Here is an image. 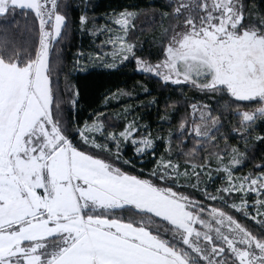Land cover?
I'll list each match as a JSON object with an SVG mask.
<instances>
[{
  "label": "snow or ice",
  "instance_id": "1",
  "mask_svg": "<svg viewBox=\"0 0 264 264\" xmlns=\"http://www.w3.org/2000/svg\"><path fill=\"white\" fill-rule=\"evenodd\" d=\"M169 7L163 15L174 23L165 29L163 59L155 64L136 56L127 39L139 10L114 11L109 18L119 26L114 30L88 28L85 7L79 26L112 33L106 43L114 58L132 55L137 68L164 81L228 94L234 98L232 115L241 117L233 131L251 133L256 120L264 121V16L254 18L255 9L244 0H170ZM18 12L34 14L25 41L18 39L19 26L13 28ZM68 28L69 6L62 0H0V264H264V171L234 176L247 150L218 148L223 113L205 112V105L199 122L193 119L189 126L181 119L183 140L175 137L176 146L189 134L194 144L178 154L195 160L204 153L202 163L189 161L183 172L164 156L148 176L124 168L131 161L123 158V143L138 154L154 153L155 138L142 134L135 119L117 133L107 131L97 113L91 124L76 126L79 139L74 138L54 90L51 58ZM252 103L256 107L248 110ZM191 108L197 111L196 104ZM174 135L170 130L166 138L169 153ZM213 158L226 183L209 192L207 185L201 188V176L211 179ZM181 187L243 210L259 229L240 223L224 207L208 205L205 218L203 203ZM232 193L243 194L239 204H228L225 194ZM251 193L257 198L249 204Z\"/></svg>",
  "mask_w": 264,
  "mask_h": 264
},
{
  "label": "trees",
  "instance_id": "2",
  "mask_svg": "<svg viewBox=\"0 0 264 264\" xmlns=\"http://www.w3.org/2000/svg\"><path fill=\"white\" fill-rule=\"evenodd\" d=\"M62 2L69 6V28L67 36L56 46L59 51L54 49L51 54L56 65L53 86L62 99L63 118L72 125L75 139H79L75 131L76 126L83 127L85 122L93 121L97 118V113L103 114L107 131H121L126 125V120L116 116V112L127 107L158 135L170 130L175 134L171 151L175 160L199 164L202 163L200 156L204 155L203 152H199L195 160L178 154L181 150L187 151L193 146L194 140L191 134L179 147L176 146L175 137H179V123L182 118L191 126V121L194 119L191 105H206L214 115L223 113L221 120L223 127L217 134L218 148L222 152L233 145L238 146L241 151L246 149L247 155L242 162L244 171L246 173L264 171V168L258 167L264 164V141L256 139L258 135L264 136V121L256 120L251 133L233 131L240 126L241 117L232 115L236 110L235 105L231 104L234 98H230L228 94L201 91L189 82L179 84L165 82L152 73L139 71L133 56L118 67L103 66L94 58V54L98 51L95 34L81 30L79 26V15L85 7L90 21L88 28L103 26L104 20L112 16L114 11L118 13L125 8L132 11L139 10L140 14L134 20L135 27L130 30V38L136 45L135 55L155 63L163 58L161 47L162 41L165 42V29L170 28L172 24L169 22L170 17L163 15L172 10L169 7L170 0H62ZM244 2L255 9L254 18L255 15L264 16V0H244ZM33 15L28 14L26 17L18 12L13 28L19 26L22 33L18 36L19 40L29 39L31 34L27 31V27L31 25ZM80 53L83 55L81 56ZM73 99L75 103H72ZM153 99L155 103L151 102ZM254 107H256L255 103L247 105L248 110ZM220 134L226 135L227 141L222 139ZM179 138L183 140V137ZM159 142L163 144L165 150V143L162 140ZM206 147L213 153L217 150L211 144ZM124 154L131 161L130 164L124 165L126 170L133 174L148 176L147 172L152 169L153 160L140 163L129 148L125 149ZM179 190L192 193L206 209L208 205L224 207L225 211L245 226L254 230L260 227L256 222L242 217L238 212L221 205L218 201L206 199L200 191L187 187H181Z\"/></svg>",
  "mask_w": 264,
  "mask_h": 264
},
{
  "label": "rangeland",
  "instance_id": "3",
  "mask_svg": "<svg viewBox=\"0 0 264 264\" xmlns=\"http://www.w3.org/2000/svg\"><path fill=\"white\" fill-rule=\"evenodd\" d=\"M111 16H108L105 20H104V23H102L103 26L105 25H108L110 27H112L114 30L115 29H118L119 26L115 25L114 23H111L110 21V18ZM171 21H169L170 23H174V21L170 18ZM134 23V21H133ZM102 27V26H101ZM99 27V28H101ZM133 27H130L129 28V33H128V41L132 44H134V52L136 53V45L135 43L133 42V40L130 38V30L132 29ZM120 35H123L122 32L119 33ZM112 33H109V32H96L95 33V36H96V40L97 41V46H98V51L97 52H100L101 53V58L100 59H97L96 57V53L94 54V58L97 59V61L102 64L103 66H106V67H109L108 65L110 64H114L115 66L114 67H110V68H115V67H118L119 65H121L124 61H126L127 59H123V58H120V57H113L112 56V52H113V47L111 44H108L106 43V40L108 39L109 36H111ZM165 37V36H164ZM166 43V41H165ZM104 54H107V56L105 57ZM132 57V55H129L128 56V59ZM163 59V58H162ZM161 59V60H162ZM148 62H150L149 60H146ZM152 63V62H150ZM157 63V62H155ZM153 63V64H155ZM139 71H142V72H145L143 71L142 69L140 68H137ZM147 73V72H146ZM154 75H156L155 73H152ZM162 79V77H160ZM163 80V79H162ZM165 82H171V83H175L173 81H165ZM182 82H185V81H181L180 83ZM203 106L205 105H200V104H197V111L194 113L192 111V116H194V119L199 122V115H200V109L203 108ZM127 109V107L123 108L122 110L120 109L119 111L116 112V116L120 117V118H124L126 120V124L128 121H131L133 119L137 120L139 122V124L141 125V133L142 134H147V133H151L152 137H154V153L152 150H149L148 153L146 155H142V154H138L134 151V146L128 142V143H123L122 146H121V150H122V153H123V158L124 159H127L126 158V155L124 154V151L125 149L129 148L132 152H133V155H134V158L136 160H138L140 163H143L144 161H148L149 159L150 160H153L152 162L154 163L153 164V167L152 169L157 165V162L161 159L162 156H164L165 158H168V159H171L173 161V163H179L180 164V171L183 172L184 168L185 167H188L190 169L191 165L190 163L188 162H179L177 160H175L173 158V155L172 153L168 152L167 151V147H168V144H167V136H168V133H161V134H157V132L155 133L152 129H150L147 125L146 127L144 123L141 122L140 119H138L135 114L131 113L129 109L128 110V114L127 116L125 117L124 115V112L125 110ZM204 111L207 112L209 111L208 108H204ZM97 119V118H95ZM94 119V120H95ZM92 122V121H91ZM91 122H88L89 124H91ZM113 132H119V131H113ZM96 137L98 139H101L102 140V137H101V134L100 133H96L95 134ZM163 138V139H162ZM163 141V143H165V150L163 149V144H161L159 141ZM112 147L114 148L115 145H112ZM217 165L215 163V160L213 161L212 163V174H211V179H209L207 176H201V188H203L205 185H207V190L209 192H214V190L218 187H220L222 184L226 183L225 181V174L220 171V172H217L215 171ZM151 169V170H152ZM150 170V171H151ZM149 172H147L149 175ZM248 173H246V171H244L243 167H242V164L240 166H238L235 170H234V176H243V175H247ZM194 182V181H193ZM163 183V182H162ZM185 181L183 179H181V184H184ZM187 188H190L191 187H187ZM243 194L242 193H232L230 196L228 194H225V199L227 200L228 204H231L233 202L239 204L240 202V198ZM257 197H256V194L255 193H251L248 195L247 199H248V202L249 204H251V202L253 200H255ZM218 201V200H217ZM220 203V201H218ZM236 213L238 211H236L235 209H233ZM248 211L252 212V214H255V210L253 208H249ZM242 217H245V218H248L250 219L249 217H246L245 214H244V211L241 210L238 212ZM205 218H207V209H206V213H205Z\"/></svg>",
  "mask_w": 264,
  "mask_h": 264
}]
</instances>
